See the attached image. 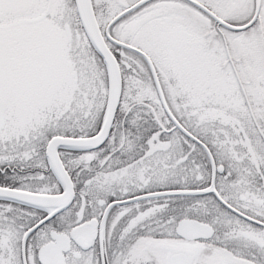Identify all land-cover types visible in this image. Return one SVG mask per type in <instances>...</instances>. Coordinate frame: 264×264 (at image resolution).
I'll list each match as a JSON object with an SVG mask.
<instances>
[{
    "label": "snow or ice",
    "instance_id": "1",
    "mask_svg": "<svg viewBox=\"0 0 264 264\" xmlns=\"http://www.w3.org/2000/svg\"><path fill=\"white\" fill-rule=\"evenodd\" d=\"M0 264H264V0H0Z\"/></svg>",
    "mask_w": 264,
    "mask_h": 264
}]
</instances>
